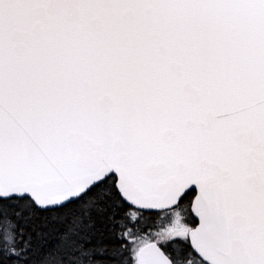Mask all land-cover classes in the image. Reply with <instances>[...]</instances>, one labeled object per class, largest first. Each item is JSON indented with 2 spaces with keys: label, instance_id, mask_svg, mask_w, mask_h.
<instances>
[{
  "label": "snow or ice",
  "instance_id": "snow-or-ice-1",
  "mask_svg": "<svg viewBox=\"0 0 264 264\" xmlns=\"http://www.w3.org/2000/svg\"><path fill=\"white\" fill-rule=\"evenodd\" d=\"M0 264H264V0H0Z\"/></svg>",
  "mask_w": 264,
  "mask_h": 264
}]
</instances>
